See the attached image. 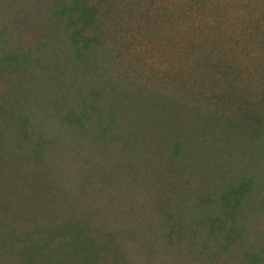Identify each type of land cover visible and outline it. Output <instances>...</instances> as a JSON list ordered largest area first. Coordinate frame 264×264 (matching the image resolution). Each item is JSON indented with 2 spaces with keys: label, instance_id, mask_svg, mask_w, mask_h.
Returning <instances> with one entry per match:
<instances>
[{
  "label": "rangeland",
  "instance_id": "1",
  "mask_svg": "<svg viewBox=\"0 0 264 264\" xmlns=\"http://www.w3.org/2000/svg\"><path fill=\"white\" fill-rule=\"evenodd\" d=\"M0 157V264L69 220L264 264V0H0Z\"/></svg>",
  "mask_w": 264,
  "mask_h": 264
},
{
  "label": "trees",
  "instance_id": "2",
  "mask_svg": "<svg viewBox=\"0 0 264 264\" xmlns=\"http://www.w3.org/2000/svg\"><path fill=\"white\" fill-rule=\"evenodd\" d=\"M94 15L95 12L82 11L75 19L86 25L92 23ZM81 29L73 31L74 37L82 39ZM85 41L90 43L88 39ZM92 44V48L96 47ZM242 192L233 190L231 193L238 197L244 194ZM86 227L75 221H62L45 228L44 237L39 241L27 236L17 250L16 264H119L114 234H100L98 230Z\"/></svg>",
  "mask_w": 264,
  "mask_h": 264
}]
</instances>
